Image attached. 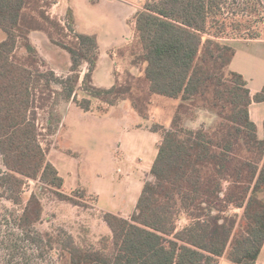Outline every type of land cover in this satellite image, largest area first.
<instances>
[{
    "label": "trees",
    "instance_id": "16d2710c",
    "mask_svg": "<svg viewBox=\"0 0 264 264\" xmlns=\"http://www.w3.org/2000/svg\"><path fill=\"white\" fill-rule=\"evenodd\" d=\"M230 1L147 0L135 16L140 51L134 65H142V73L134 82L105 88L91 85L98 39L74 32L71 9L61 20L49 13L54 0H0V198L22 207L16 223L26 237L39 242L36 226L44 211L35 193L25 203L28 181L79 204L76 191L60 192L65 179L42 146L38 112L54 101L47 129L55 134L61 101L90 111L91 99L76 97L87 64L82 90L110 107L129 100L149 121L155 100L179 105L170 127L160 122L148 127L160 136L158 154L132 216L103 212L110 234L98 246H80L59 230L45 235L49 248L58 247L68 264H220L223 257L235 264L258 263L264 247V139L257 135L250 106L264 102V87L252 96L246 79L231 70L236 49L229 41L264 40V23L254 29L250 17L257 7L246 12L249 1L238 10L241 16L225 13ZM33 33L47 35L69 55L70 77L59 79L48 67L31 41ZM185 102L201 103L219 116L213 136L205 127L183 126ZM183 217L189 223L179 228Z\"/></svg>",
    "mask_w": 264,
    "mask_h": 264
},
{
    "label": "rangeland",
    "instance_id": "374dc122",
    "mask_svg": "<svg viewBox=\"0 0 264 264\" xmlns=\"http://www.w3.org/2000/svg\"><path fill=\"white\" fill-rule=\"evenodd\" d=\"M54 1L56 4L49 10L51 16L65 20L67 11L71 9L74 32L95 35L98 39L99 59L92 73L91 85L111 87L116 83L125 85L134 82L133 77L137 78L142 73V65H134L140 51L135 16L147 0ZM247 1L250 5L246 12H253L254 6L257 7L250 17L254 29H261V23H264V0H231L230 8L227 7L225 13L232 15L236 11L241 16L238 10ZM47 39L43 33L31 36L33 45L48 67L55 71L59 79H67L72 75L70 57L61 48L48 44ZM23 52L21 49L20 53ZM88 68L87 64L81 67L76 97L78 101L91 99L90 111H84L75 102H72V108H68L70 102L61 101L57 110L62 115V121L55 134H49L47 129L49 111L54 101L51 100L45 110L38 112L42 146L47 149L49 160L66 180L60 192L72 196L76 191L75 199L79 204L62 200L56 189L28 181L22 194L25 203L35 193L44 208L42 220L36 226L40 234L37 237L39 242H34L17 227L16 218L21 214L22 207L0 198V264H68L67 255L58 247L49 248L45 235H57L59 230H64L73 235L80 246H98L110 234L103 221V211L98 205L106 210H117L116 206L126 203L130 211L132 206L127 203V180L131 182L132 191H138L140 186L151 180L152 157L147 156L136 162L133 154L124 156L121 142L126 139L127 130L131 128L145 126L148 129L156 122L170 127L178 102L156 98L155 105L149 110L151 119L146 121L134 111L129 100L112 108L84 92L81 85ZM200 104L185 102V108L181 109L183 126L193 130L205 127L213 136L221 119ZM147 144L148 141L142 138L137 143L142 152ZM155 149L157 151V147ZM0 169H3L1 158ZM82 190H85V194L81 198ZM92 191H96L98 197ZM234 212L239 215L243 213L242 210ZM188 223L187 218L183 217L178 227L182 228Z\"/></svg>",
    "mask_w": 264,
    "mask_h": 264
},
{
    "label": "crops",
    "instance_id": "0c3cea01",
    "mask_svg": "<svg viewBox=\"0 0 264 264\" xmlns=\"http://www.w3.org/2000/svg\"><path fill=\"white\" fill-rule=\"evenodd\" d=\"M34 34L37 33L31 34V36H33ZM48 41L49 40L47 39V43L51 44L49 43L50 41L49 42ZM229 42H230L229 44L236 49V55L234 56L230 68L231 70L241 74L246 79V81L248 82V88L250 90V93L252 96H254L257 93H259L264 87V40L263 39L232 40ZM105 88H110V87H105ZM69 107L71 108L73 107L72 102L69 103L68 108ZM250 117L257 126V135L259 139H264V102L261 103L253 102L251 104ZM140 138L148 141L147 146L143 148V152H142V148H140L139 145H137ZM159 142H160V136L158 134L152 133L147 128H145V126H142L138 128L128 129L126 139L121 142L120 148L124 153V156L125 155L129 156L130 154H133L134 158L136 159V162H139L141 158L145 159L147 156H151L152 157L151 168H152V165L158 154ZM156 147H157V151L155 149ZM60 175L62 176L61 173ZM127 183H128L127 189L129 195L128 198L129 202L127 201V203H129V205L132 206L130 211H129L130 206L128 207L126 203L124 204V206H119V207L116 206L117 210H106L101 208L99 205L98 208L103 212H110L115 215L121 216L123 218L129 219L135 210L139 196L141 195V192L143 190L144 184L140 186L138 191H132L130 180H127ZM92 192H94L98 197V193L96 191H92ZM220 264H235V263H232L226 257H223L220 260ZM257 264H264V247L262 249Z\"/></svg>",
    "mask_w": 264,
    "mask_h": 264
}]
</instances>
